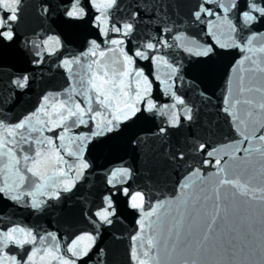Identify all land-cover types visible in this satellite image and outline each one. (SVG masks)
I'll list each match as a JSON object with an SVG mask.
<instances>
[{"label":"snow or ice","instance_id":"snow-or-ice-1","mask_svg":"<svg viewBox=\"0 0 264 264\" xmlns=\"http://www.w3.org/2000/svg\"><path fill=\"white\" fill-rule=\"evenodd\" d=\"M0 264H264V0H0Z\"/></svg>","mask_w":264,"mask_h":264}]
</instances>
